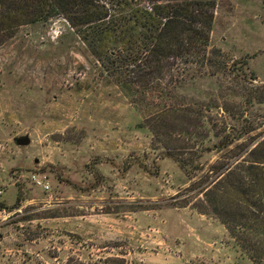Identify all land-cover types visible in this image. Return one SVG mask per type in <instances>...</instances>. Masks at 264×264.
Returning a JSON list of instances; mask_svg holds the SVG:
<instances>
[{"label": "rangeland", "instance_id": "obj_1", "mask_svg": "<svg viewBox=\"0 0 264 264\" xmlns=\"http://www.w3.org/2000/svg\"><path fill=\"white\" fill-rule=\"evenodd\" d=\"M215 1L211 65L184 101L216 98L226 127L201 114L213 116L218 134H238L247 119L264 135V0ZM13 33L0 42V264L109 254L127 264H252L215 217L192 206L202 197L199 177L189 181L161 156L139 112L63 18ZM21 135L26 145L15 143ZM218 155L198 158L204 172Z\"/></svg>", "mask_w": 264, "mask_h": 264}, {"label": "trees", "instance_id": "obj_2", "mask_svg": "<svg viewBox=\"0 0 264 264\" xmlns=\"http://www.w3.org/2000/svg\"><path fill=\"white\" fill-rule=\"evenodd\" d=\"M215 6V0H0V42L21 25L63 18L85 56L139 112L138 126L150 132L161 156L173 158L189 181L199 177L202 197L192 206L215 217L242 256L264 264V135L253 134L256 126L247 119L238 134H218L212 121L224 117L216 98L184 101L185 89L211 65L206 53ZM202 111L215 117L202 119ZM187 138L206 139L194 148ZM209 151L219 155L204 172L198 158ZM62 264L127 263L109 254L91 261L68 256Z\"/></svg>", "mask_w": 264, "mask_h": 264}, {"label": "water", "instance_id": "obj_3", "mask_svg": "<svg viewBox=\"0 0 264 264\" xmlns=\"http://www.w3.org/2000/svg\"><path fill=\"white\" fill-rule=\"evenodd\" d=\"M14 141L17 145H26L29 141V138L27 135H21L15 137Z\"/></svg>", "mask_w": 264, "mask_h": 264}, {"label": "built area", "instance_id": "obj_4", "mask_svg": "<svg viewBox=\"0 0 264 264\" xmlns=\"http://www.w3.org/2000/svg\"><path fill=\"white\" fill-rule=\"evenodd\" d=\"M37 182H38V183H40V181H39V180H37Z\"/></svg>", "mask_w": 264, "mask_h": 264}]
</instances>
